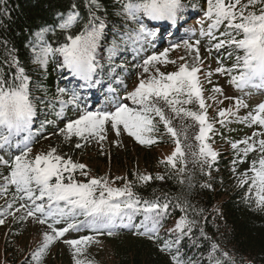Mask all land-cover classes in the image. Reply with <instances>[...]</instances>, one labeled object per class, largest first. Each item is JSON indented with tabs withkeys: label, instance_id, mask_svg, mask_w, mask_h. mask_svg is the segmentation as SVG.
Listing matches in <instances>:
<instances>
[{
	"label": "trees",
	"instance_id": "1",
	"mask_svg": "<svg viewBox=\"0 0 264 264\" xmlns=\"http://www.w3.org/2000/svg\"><path fill=\"white\" fill-rule=\"evenodd\" d=\"M203 1L207 0H181L182 8L178 12V18L195 16L198 13L202 15L203 21L196 25L198 30L192 31V34H196L195 39L203 44L209 61L216 62L225 70L234 69L231 74L223 72L231 83V76L239 75L236 58L243 57L244 53L234 47L225 46L219 50L215 48L221 38L227 40V35L221 36L228 31L227 24H221L213 29L211 36L208 35L211 21L202 8ZM126 2L127 0H96L92 4L90 0H0V79L9 84L13 83L18 73L17 64L29 78V95L35 110L28 140L29 148L33 146L31 150L37 145L31 142L36 132L37 143L42 140L43 133L52 132L50 123L55 122L54 114L58 115L55 109L59 106L55 96L60 93V89L66 90L59 85L58 68L62 64L61 55L49 56L43 65L34 63L33 46L38 49L46 44L54 49L59 48L66 44L68 36L75 37L80 34L92 15H95L97 24L100 21L105 24L101 38V43L106 45L103 58L121 63L122 66L130 65L127 56L139 59L140 52L152 47L154 43L143 35L138 42L128 38L130 34L135 35L138 28L146 29L147 26L141 21L142 16H145L143 13L140 14L138 22L127 17L123 11V4ZM140 2L143 3V0ZM236 10L239 11L238 8ZM73 11L79 13L78 21L69 29H61L64 18ZM256 11V7L246 9V12ZM121 50L125 60L108 58V54L114 52L118 56ZM106 63L110 65L109 62ZM206 69L209 71V67ZM99 77L101 73L96 79ZM206 77H209L208 73ZM211 78L214 79L212 74ZM237 89L247 91L249 95H264V88L247 86ZM63 94L68 96L66 91ZM183 107L192 111L189 107ZM216 112L209 113L215 123L212 131L213 144L217 150L215 161L207 159V163H201L196 160L194 167L187 170L179 158L175 167L167 164L166 159L159 158L157 149H173L175 143L157 117L154 120L157 131L150 134L155 143L141 144L127 134L125 142L121 143L120 153L115 142L109 143L105 151L96 155V165L89 171L86 170V175L79 170L72 173L73 178L80 183H87L92 178L106 177L113 181L114 188L132 184V191L142 201L167 204L168 212L162 217L156 239L135 235V228L117 229L114 235L81 228L65 233L61 238L88 230L91 240L101 238L111 245V264H172V257L177 255V249L184 264H264V206L257 203V190L252 186L253 171L248 172L247 179L243 182L235 177L237 167L243 163L241 160H251L258 166L259 158L255 154L257 150L244 156L242 151L233 149V143L244 140L242 134L245 128L233 120L221 124ZM45 122L48 124L44 125ZM19 141L22 144L20 150L16 147ZM244 147L243 144L239 145L240 149ZM22 150L21 137L14 138L10 149L0 150V157L11 164L15 156L22 154ZM87 152H81L84 155H74L71 161L81 164L85 157L90 158V154L85 155ZM27 159L33 158L29 156ZM141 168L146 174L142 173ZM9 172V167L0 165V183ZM139 176H151L152 179L144 183L138 180ZM157 176L164 178V187L158 184ZM52 183H55L54 179ZM20 195L15 186L9 185L7 191L0 188V203L8 198L11 205L10 208L8 204H0V219H5L22 203L31 204L30 200H21ZM35 195H39V192H35ZM43 203L46 204L47 200ZM23 213L21 214L25 215ZM181 218L189 223L190 231L180 236L179 244H173L172 241L179 235L173 230ZM142 219V214L137 215L133 223L139 224ZM79 220H84V217H79ZM71 222L73 221H62L55 227L62 230ZM18 225H12L3 238L0 254L3 264H75V259L70 256V245L59 242L52 243L44 256L34 261L33 253L38 250V246L30 247L29 244H23L26 241H17ZM168 245L171 247L167 251L163 250Z\"/></svg>",
	"mask_w": 264,
	"mask_h": 264
},
{
	"label": "snow or ice",
	"instance_id": "2",
	"mask_svg": "<svg viewBox=\"0 0 264 264\" xmlns=\"http://www.w3.org/2000/svg\"><path fill=\"white\" fill-rule=\"evenodd\" d=\"M90 3L95 4L96 0H90ZM207 5L206 15L211 20L208 35L211 36L213 29L221 24L226 23L228 29L226 33L221 34L222 37L227 35V40L221 38L215 48L219 50L225 46L234 47L244 53L243 57L237 56L236 58L239 75H232L231 83L240 89L247 86L264 88V0H248L247 4H242V0H207ZM249 7H256L257 11L246 12ZM181 8V0H143V3L140 0H127L123 4L124 13L132 20L138 22L140 14L143 13L152 20L169 21L172 25L177 23L178 12ZM237 8L239 11L236 10ZM78 19L79 13L73 11L64 18L60 28L69 29ZM96 21V16L92 15L84 30L75 37L68 36L66 44L59 48L54 49L46 44L38 49L33 46V62L43 65L49 56L59 54L63 57L61 67L67 68L75 77L87 82L88 86L95 85L99 81L94 80L93 76L100 67L96 52L100 47L105 28L103 21L98 24ZM142 35L149 36L154 33H145V29L140 27L135 31V35L130 34L128 38L138 42ZM184 46L195 52L193 57L195 62H201L198 48L193 47L187 41ZM166 56L167 51L160 53L159 56H148L141 65L143 72L149 73V67L154 66L155 63H175L166 61L164 59ZM181 59L183 60L184 57ZM16 67L18 73L13 83L9 84L4 79H0V150L10 149L16 137H21L23 150L21 155L12 159L11 164L0 157V165L10 168L9 175L4 177L0 188L7 191L9 185L15 186L16 192L21 194V200L31 201V204L22 203L20 209H17V211L24 210L25 216L20 218L36 219L41 225L47 224L53 233V235L44 234L43 245L33 253L34 261L44 256L54 240L63 237L65 233L78 231L81 228L106 232L108 235L116 234L117 229L135 228V235L156 239L162 217L168 212L167 204L161 205L159 201H142L132 191V184H126L123 188H114L110 186L109 181L103 178H92L87 183L77 182L72 173L79 170L81 174L86 175V166L76 164L70 159H63L55 154V149L46 155L36 156L34 160L27 159L30 152L28 144L31 136L30 125L35 116V110L29 95V78L25 75L23 68H20L18 64ZM224 71L231 74L234 69H216L217 73ZM198 72H200L198 67L188 64H182L178 71L167 75L157 70L156 76L150 74L148 81L141 80L135 90L123 98L130 101L133 107L116 102L113 111H87L78 119L68 122L60 134L64 135L65 139L75 136L86 142L96 140L99 143L105 139V124L110 122L111 128L117 134L122 126L123 131L134 137L138 143L152 144L156 141L151 139L150 134L157 131L154 120L158 117L167 132L176 137L178 133L172 127V120L167 118L164 110L158 106L160 102H163L175 116L179 117L182 114L198 123L199 133L195 139L200 142L199 151L193 154L196 160L201 163H207L208 158L215 161L217 153L204 142L208 138L207 134L212 132L213 126L208 123L206 115L208 105L202 96ZM117 83H122V81L117 80ZM59 91L64 93L66 90L60 89ZM213 91L220 93L221 89L214 88ZM79 99V95L74 91L67 102L61 101V103L76 104ZM193 103L198 104L199 112L183 107ZM236 107L239 109L245 105L242 100H237ZM254 112L255 114H250L241 122L247 121L250 126L264 127V115H261L264 114V103H260ZM236 115L237 113L230 109L220 110L218 112V117L221 118L219 122L228 123L229 117H236ZM181 131H186V129L182 128ZM21 134L24 135L21 136ZM259 135H264V133H253L252 137L239 143H233L232 148L242 151L244 156L256 150L264 153V139L258 141L255 139ZM240 144L245 147L240 149ZM83 146L81 143L75 145L77 149ZM16 147L20 150V144ZM184 147L190 148L191 145ZM184 155L181 144L177 140L175 151L166 163L175 167L178 158L182 159ZM251 167L254 172L252 186L257 189V203L264 206V159L259 160L258 166L256 162H253ZM53 179L55 183H52ZM151 179V176L138 177V180L144 183ZM156 179L163 180L164 178L157 176ZM37 191L39 195H35ZM44 200H47L46 204L43 203ZM9 207L11 208V205ZM141 214L144 219L139 224H134V217ZM79 217H84V220L78 221ZM69 220L73 222L67 223L62 230L56 229L55 225ZM3 223L4 220L0 219V224ZM173 231L179 235L172 243L179 244L180 236L190 231V225L184 218H181L177 221ZM90 242L91 237L66 241L78 251L81 250V245ZM170 247L171 245H168L163 250L167 251ZM75 264H82V262L76 260ZM172 264H184L183 257L179 255V249H177V255L172 257Z\"/></svg>",
	"mask_w": 264,
	"mask_h": 264
},
{
	"label": "rangeland",
	"instance_id": "3",
	"mask_svg": "<svg viewBox=\"0 0 264 264\" xmlns=\"http://www.w3.org/2000/svg\"><path fill=\"white\" fill-rule=\"evenodd\" d=\"M247 3L248 0H242V4H247ZM177 46L178 47H173L171 50H166L167 56L164 58L166 61H174L175 63H164V62L155 63L154 66L149 67V73L143 72V68L141 67V65L143 64L142 63L137 68L138 73L136 75V78L133 79V81H131L133 88L129 91V93H131L134 90V87L136 88V86L140 83L141 80L148 81L150 78V74L151 76H156L157 70L160 73L167 75L169 73H174L178 71L179 67L182 64H188V65H194L200 69V72H198L197 75L200 81V85L202 87V96L205 100L206 105H208L207 113H206L207 117L209 116L210 112L213 113L216 112L217 110L218 112L220 110H229V109L235 112L239 111L240 108L237 109L236 102L235 100H233V98H236L238 96L237 94L240 95L241 92L236 93V91L225 81V79L221 76V74L216 72L217 68L212 63L209 64L210 69L209 71H207L206 69L208 67L207 62L204 61V58L206 56L204 55L202 48L198 44L193 45V47L198 48L200 55L201 62L197 63L193 60V57L195 56V52L186 48L184 44H180ZM181 57H184V59L182 60ZM206 73L208 74L211 73L214 76L215 78L214 83H213L214 79L211 78V75L209 77H206ZM207 78H209L210 80H207ZM209 85H211V88H209ZM214 88H220L221 92L220 93L214 92L213 91ZM122 103L129 107H133L131 102L126 99H124ZM243 103L245 105L244 109L251 111V114H255L254 110L257 108V106L260 103H264V102L261 98L252 96L247 100H245ZM89 106H93V104L87 105V107ZM158 106L164 110L165 116L172 120V127L178 133V135L175 137L176 142L177 140H179L182 151L185 153L184 157L182 158L183 162L185 164L186 169L191 170L195 165V159H196L193 154L198 153L199 151L200 142H198L195 139V136L199 133L198 123L193 121L191 118L184 117L182 114L179 117L175 116V114L171 111V109L163 102H160ZM185 106L190 107V109H193L196 112L200 111L198 104L196 103ZM112 110H114V108ZM87 111H91V109H86L81 114L79 113L78 118ZM218 112H216L217 116H218ZM182 128L186 129V131L182 132L181 131ZM61 130L62 128L60 130H57L53 137L45 139L36 148L31 150L30 153L28 154V157L31 156V158H33L32 160H34L36 156L46 155L48 152L55 149L56 155H59L61 157H69L70 159L73 158V156L78 153H79L78 155H84L81 152L88 151L87 153H85V155L90 154V158L86 159L85 157V159H83V162H81V164L85 165L86 170L89 171L90 168H94L96 165L95 164L96 155L102 151H105V148L109 143L115 142L116 145L118 146L116 148L120 153L121 143L125 142L126 134H127L123 131L122 126H120L119 134H117L116 131H114L111 127L110 128L105 127V132H104L105 139L98 143L96 140H90L86 142L75 136H71L69 139H65L64 135L60 134ZM260 133H264V131L262 130ZM255 139L257 141L260 139H264V135H259ZM204 142L207 143L209 147L213 149V151L215 150L214 144L211 143L210 145L207 142V139ZM77 143H81L84 146L77 149L75 147ZM185 145H191V147L190 148L184 147ZM174 151L175 148L173 150L170 148L169 149L159 148L157 149V154L159 155V158L168 159L173 155ZM255 154L257 155L259 160L264 159V153L260 152L259 150H257ZM84 160L89 165L86 162H84ZM90 162L92 163L90 164ZM252 164L253 161L250 160L247 163L241 164L242 166H239L237 170V176L241 178L240 179L241 182L247 179L248 172L253 171L251 167ZM141 170L142 173L146 174L143 168H141ZM100 171H102V168H100ZM89 174L92 175L91 173ZM244 174L247 175L244 176ZM106 180L109 181L111 187H114V183L111 179L108 178ZM158 184L161 187H164L163 181L160 179H158ZM17 218H18L17 215H13L2 224V227L0 229V254H1V245L3 238L5 237L7 230L13 227L12 223ZM17 230H18V232L16 233L18 237L17 241H19L20 243L21 241L22 242L26 241L23 244L25 243L27 245L29 244L31 245L30 247H33L35 245L42 246L44 234H49L48 230L45 227H42L40 224L36 223L34 219L29 217H26L23 220L19 229ZM70 248L71 249L69 251H70L71 259H75V261L80 260L82 264H111V259L109 257V253L111 251L110 250L111 245L108 242H105L101 238H94L91 240L90 243L86 245H81L80 246L81 250L79 251L77 249H73L71 246ZM69 251H68V255H69ZM0 264H3L1 260H0Z\"/></svg>",
	"mask_w": 264,
	"mask_h": 264
}]
</instances>
